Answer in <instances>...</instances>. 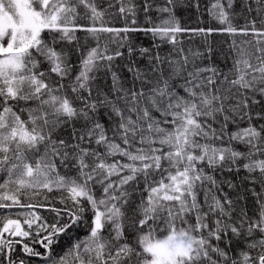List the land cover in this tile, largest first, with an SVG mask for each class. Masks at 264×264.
<instances>
[{
	"label": "snow or ice",
	"instance_id": "obj_1",
	"mask_svg": "<svg viewBox=\"0 0 264 264\" xmlns=\"http://www.w3.org/2000/svg\"><path fill=\"white\" fill-rule=\"evenodd\" d=\"M0 264H264V0H0Z\"/></svg>",
	"mask_w": 264,
	"mask_h": 264
},
{
	"label": "trees",
	"instance_id": "obj_2",
	"mask_svg": "<svg viewBox=\"0 0 264 264\" xmlns=\"http://www.w3.org/2000/svg\"><path fill=\"white\" fill-rule=\"evenodd\" d=\"M132 38L136 42L135 46H139V47L148 46V43L151 40V37L145 35L143 32L138 33L136 36H134ZM186 39H191L192 42H193V45L196 46V47H198L199 44L202 42L201 38L199 36H194V37H190V38L186 37ZM216 39L219 40V41H224V40H230L232 38L221 36V37H217ZM235 39L237 40V42H239V40L242 39V38L241 37H236Z\"/></svg>",
	"mask_w": 264,
	"mask_h": 264
}]
</instances>
